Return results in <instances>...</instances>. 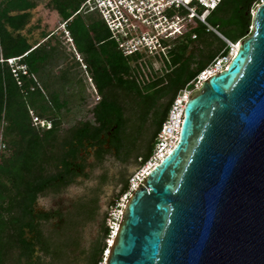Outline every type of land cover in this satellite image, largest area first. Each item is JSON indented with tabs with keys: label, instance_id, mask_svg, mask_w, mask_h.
<instances>
[{
	"label": "trees",
	"instance_id": "16d2710c",
	"mask_svg": "<svg viewBox=\"0 0 264 264\" xmlns=\"http://www.w3.org/2000/svg\"><path fill=\"white\" fill-rule=\"evenodd\" d=\"M82 1L48 0V4L65 19ZM255 2L220 0L208 12L205 21L234 43L251 32L250 11ZM33 7L32 0H0V126L4 151L9 150L6 156L0 154V264H8L7 259L13 252L16 264H42L41 258L45 257L49 259L46 264H71L72 259L63 261L62 257L66 256L67 247L77 245V237L68 234L61 240L57 230L45 235L43 222L53 216L60 220L62 213L35 210L36 198L46 189L56 192L76 176L85 175L82 171L84 158L78 157L85 147L93 148L97 160L113 149L121 160L134 156V160L138 158V165L143 163L151 152L155 133L176 90L193 79L218 52L225 53L228 47L221 42L222 47L216 54L203 55L200 48L196 49V54L194 50L188 51L189 44L204 35L216 39L211 31H205L204 26L198 24L192 30L193 38L185 34L175 47L165 52L167 61L163 66L169 68L163 75L167 77L166 83L162 84V76L145 82L137 77L141 63L134 65L135 71L131 70L129 59L132 57L123 56L116 49L100 20L93 18L85 25L78 16L73 18L67 28L76 51L91 65L94 73L105 78L96 83L100 98L90 108L91 119L69 129L67 137L58 143L50 163V151L62 112L67 109V100L62 95V85L57 89L49 86L47 50L31 45L19 33L28 21V10ZM11 58L16 60V68L7 65V59ZM123 96L138 108L136 123L130 131H127L123 112ZM164 96L167 99L161 102ZM30 110L49 126L43 128L33 124ZM105 142L108 143L106 148L103 147ZM48 163L52 171H47ZM126 188L127 180L124 179L121 194ZM95 202L96 196L92 195L82 203H75L74 210L66 212L61 224L71 227L77 214L91 217ZM108 235L103 224L102 237ZM104 246L102 243L101 248L96 244L88 248L83 253L84 263H100L102 249H107Z\"/></svg>",
	"mask_w": 264,
	"mask_h": 264
},
{
	"label": "water",
	"instance_id": "95a60500",
	"mask_svg": "<svg viewBox=\"0 0 264 264\" xmlns=\"http://www.w3.org/2000/svg\"><path fill=\"white\" fill-rule=\"evenodd\" d=\"M125 200L103 264H264V3Z\"/></svg>",
	"mask_w": 264,
	"mask_h": 264
},
{
	"label": "rangeland",
	"instance_id": "374dc122",
	"mask_svg": "<svg viewBox=\"0 0 264 264\" xmlns=\"http://www.w3.org/2000/svg\"><path fill=\"white\" fill-rule=\"evenodd\" d=\"M32 1L34 2V7L28 10V21L19 33L31 45H38L47 50L46 74L48 76L49 86L50 88L57 89L62 85V95L67 100V109L62 112L56 139L50 151L52 154H50L51 158L48 162L52 163V155L57 151L58 143L67 137L69 129L84 120L91 119L90 108L100 98L96 83L105 77L94 73L91 65L86 63L82 55L78 52L77 55L80 61L76 59L73 50H71V46L66 41L64 32L59 28V23L62 18L51 8L48 0ZM78 17L83 20L85 25L93 19L89 15H81ZM211 32L216 39L204 35L202 39L191 42L187 50H194L196 54V49L200 48L201 54L203 55L209 52L216 54L222 47L221 42L225 44V41L219 32V34L214 31ZM178 41L180 40L174 42L173 47L176 46ZM205 42H208V44H205ZM164 62V57L160 58L155 54H141L130 58L129 66L132 71H135L134 65L141 63V67L138 66V75H140H137L138 78L141 77L147 82L162 76L164 77L162 84H165L167 77L163 75L164 73H168L169 68L163 66L164 64L162 63ZM15 63L16 60H12L11 62H7V65L10 68H16ZM145 64L147 66H144ZM63 74L64 79H62ZM118 93L122 97L121 92L119 91ZM121 99L124 116L127 118V131H130L133 129V123H136L135 114L138 112V108L129 98L123 96ZM166 99L167 97L164 96L160 101L165 102ZM29 115L31 116L33 124H38L43 128L49 126V123L42 118H38L39 122L37 120L34 121L33 117L35 113L33 111L30 110ZM107 145L108 143L105 142L103 147L106 148ZM8 153L9 150H5L2 154L6 156ZM78 157L84 158L82 171L85 175L76 176L71 183L60 187L56 192L46 189L36 198L34 203L35 210H58L62 213L60 220L56 216H53L43 222L42 229L45 235H47V232L57 230L58 234L61 235V240H64L68 234H70L69 236L77 237V245L75 247H67L65 250L67 251L66 256L62 257L63 261L67 258L72 259L71 264H85L83 261V253H86L88 248L95 244L98 245V248L102 247V243L108 246V237L111 231L109 228L110 221L107 219L109 207L111 203L118 201L121 197L123 180H127L131 173L139 166L137 163L138 158L134 160V156H128L126 160H121L120 155L114 153L113 149H109L107 153L103 154L100 160H97L93 153V148L85 147L79 151ZM76 161L79 160L77 159ZM46 169L47 171H52L53 167L48 163ZM92 195L96 196V202L91 217L85 218L77 214L72 226L68 228L64 227L61 221L66 219V212L73 211L75 203H82V201L91 198ZM103 224L109 232L107 238L102 237ZM105 253L106 250L102 249V259L97 264H103ZM15 258L13 252L11 256L9 255L7 263L16 264ZM40 262L46 264L49 262V259L48 257L41 258ZM20 264L23 263L21 262Z\"/></svg>",
	"mask_w": 264,
	"mask_h": 264
},
{
	"label": "built area",
	"instance_id": "2783aa9c",
	"mask_svg": "<svg viewBox=\"0 0 264 264\" xmlns=\"http://www.w3.org/2000/svg\"><path fill=\"white\" fill-rule=\"evenodd\" d=\"M219 2L220 0H83L74 12L61 20L59 28L64 32L66 41L79 61L72 35L67 27L73 18L89 15L103 23L115 43L116 49L123 56L133 58L141 54H155L160 58L164 57L166 62L165 52L173 46L175 41L181 40L185 34H190V37L193 38L192 30L198 24H202L205 31L218 33L205 21V17ZM261 3H264V0H256L250 13ZM249 30H252L251 25ZM223 40L228 47L227 51L225 53L218 52L193 79L176 90L155 133L150 154L128 177L127 188L119 200L109 207L107 219L110 221L111 231L108 244L113 237L123 204L130 192L141 185L147 173L176 143L182 110L189 93L210 74L224 69L234 55L235 45L239 40L234 43L224 37ZM12 60L14 58L7 59V62ZM13 74L16 75L15 72ZM33 118L34 121H38L37 117ZM4 147L2 126H0V154L4 152Z\"/></svg>",
	"mask_w": 264,
	"mask_h": 264
},
{
	"label": "flooded vegetation",
	"instance_id": "af4514ba",
	"mask_svg": "<svg viewBox=\"0 0 264 264\" xmlns=\"http://www.w3.org/2000/svg\"><path fill=\"white\" fill-rule=\"evenodd\" d=\"M166 62H164V63H162V64H165ZM170 97V93H169V95H168V98Z\"/></svg>",
	"mask_w": 264,
	"mask_h": 264
},
{
	"label": "bare ground",
	"instance_id": "6f19581e",
	"mask_svg": "<svg viewBox=\"0 0 264 264\" xmlns=\"http://www.w3.org/2000/svg\"><path fill=\"white\" fill-rule=\"evenodd\" d=\"M236 47H237V44L235 45V49H236Z\"/></svg>",
	"mask_w": 264,
	"mask_h": 264
}]
</instances>
